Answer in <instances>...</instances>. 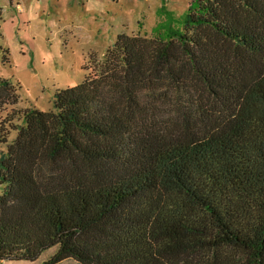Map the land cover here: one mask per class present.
<instances>
[{
    "label": "trees",
    "instance_id": "1",
    "mask_svg": "<svg viewBox=\"0 0 264 264\" xmlns=\"http://www.w3.org/2000/svg\"><path fill=\"white\" fill-rule=\"evenodd\" d=\"M168 31L119 33L49 110L0 76V264H264V0Z\"/></svg>",
    "mask_w": 264,
    "mask_h": 264
},
{
    "label": "rangeland",
    "instance_id": "2",
    "mask_svg": "<svg viewBox=\"0 0 264 264\" xmlns=\"http://www.w3.org/2000/svg\"><path fill=\"white\" fill-rule=\"evenodd\" d=\"M191 1L27 0L34 4L36 14L20 31L11 21L18 15L16 7L9 0H0L5 8L0 16V76L21 82L17 107L36 105L49 110L54 107L57 89L80 83L86 73L84 66L102 59L119 33L167 37L170 27L183 28ZM4 54L9 59L4 60ZM17 133L14 129L8 142L0 141V156ZM4 187L0 183V194ZM57 249L56 245L45 250L36 260L7 259L1 264H41ZM54 264L79 261L68 257Z\"/></svg>",
    "mask_w": 264,
    "mask_h": 264
},
{
    "label": "crops",
    "instance_id": "3",
    "mask_svg": "<svg viewBox=\"0 0 264 264\" xmlns=\"http://www.w3.org/2000/svg\"><path fill=\"white\" fill-rule=\"evenodd\" d=\"M9 5L16 7L18 15L16 19H12L11 21L17 28H20V31H22L23 26H29L32 18L36 14V12L33 13L34 4L27 2V0H9ZM4 10L5 8L0 6V16L3 14ZM11 16L12 18L14 17L13 14Z\"/></svg>",
    "mask_w": 264,
    "mask_h": 264
}]
</instances>
